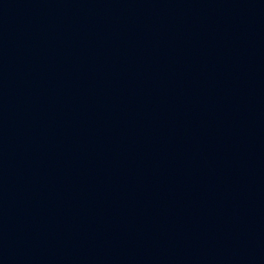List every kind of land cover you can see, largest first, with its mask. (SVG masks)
Here are the masks:
<instances>
[{"label": "water", "instance_id": "water-1", "mask_svg": "<svg viewBox=\"0 0 264 264\" xmlns=\"http://www.w3.org/2000/svg\"><path fill=\"white\" fill-rule=\"evenodd\" d=\"M0 264H264V0H0Z\"/></svg>", "mask_w": 264, "mask_h": 264}]
</instances>
